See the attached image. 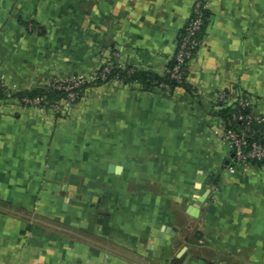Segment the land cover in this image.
<instances>
[{
  "label": "crops",
  "instance_id": "1",
  "mask_svg": "<svg viewBox=\"0 0 264 264\" xmlns=\"http://www.w3.org/2000/svg\"><path fill=\"white\" fill-rule=\"evenodd\" d=\"M205 1L171 92L110 81L65 116L0 101V264H264V162L234 165L218 101L264 113V0ZM195 2L0 0V81L89 75L102 51L164 75ZM125 162L126 178L110 171Z\"/></svg>",
  "mask_w": 264,
  "mask_h": 264
},
{
  "label": "built area",
  "instance_id": "2",
  "mask_svg": "<svg viewBox=\"0 0 264 264\" xmlns=\"http://www.w3.org/2000/svg\"><path fill=\"white\" fill-rule=\"evenodd\" d=\"M207 4L205 0H196L191 17L180 31L176 49L171 62L168 64L164 75H169L177 82L187 80L189 66L193 57L201 46L204 31L208 25ZM126 72V77L133 75L138 68L132 65H125L119 60L117 51L101 53V64L93 73L77 74L72 77L53 79L45 86L63 91L64 94L50 101L45 95L36 97H13V93L0 81V101L4 99L16 100L20 104L37 108L41 111H53L55 114H64L70 106L77 104L85 94V91L92 86L116 81L119 84H128L133 81H125L119 71ZM136 81V80H134ZM88 83V85H86ZM165 92H171L173 88L165 83L156 85ZM4 94V95H3ZM8 96V97H7ZM218 101L221 106L232 105L240 106L244 112L234 114V119L239 120L240 124L226 123L221 139L233 151L234 165H246L250 163L264 162V113L255 111V106L250 95L238 94L234 91L222 89L218 91ZM257 124H261L257 126ZM232 171L233 167L230 168Z\"/></svg>",
  "mask_w": 264,
  "mask_h": 264
},
{
  "label": "trees",
  "instance_id": "3",
  "mask_svg": "<svg viewBox=\"0 0 264 264\" xmlns=\"http://www.w3.org/2000/svg\"><path fill=\"white\" fill-rule=\"evenodd\" d=\"M208 13V11H207ZM115 71H119L121 76L125 78V81H140L144 84H147L148 86H156L159 83H165L167 85H170L173 89L178 85H184L187 80H184L183 82H177L174 79H171L169 75H157L154 73H146L140 69H138L133 75L126 77V72L121 69H115ZM88 85V83L86 84ZM100 85V84H99ZM0 89H2V86L0 85ZM64 94L63 91H58L51 86H45V87H38L36 89L23 91L14 93L10 96L23 98V97H36V96H43L45 95L50 101H54L58 98H60ZM4 95V94H3ZM8 97V96H7ZM221 114L225 118L226 123L231 122L232 124H240L241 122L237 119H234V114H238L240 112H244V109L240 106L233 107L232 105L225 106L221 109ZM261 124H257V126H260ZM262 139L264 140V136H262Z\"/></svg>",
  "mask_w": 264,
  "mask_h": 264
},
{
  "label": "water",
  "instance_id": "4",
  "mask_svg": "<svg viewBox=\"0 0 264 264\" xmlns=\"http://www.w3.org/2000/svg\"><path fill=\"white\" fill-rule=\"evenodd\" d=\"M109 168L111 172H120L122 173L123 177L126 178L128 171H129V163L125 162L123 165L111 164ZM202 201H204V198L203 197L199 198L196 203V206L199 207ZM165 230L168 231V233H170L171 235H175L177 231L175 227L171 228L169 226H166Z\"/></svg>",
  "mask_w": 264,
  "mask_h": 264
},
{
  "label": "rangeland",
  "instance_id": "5",
  "mask_svg": "<svg viewBox=\"0 0 264 264\" xmlns=\"http://www.w3.org/2000/svg\"><path fill=\"white\" fill-rule=\"evenodd\" d=\"M13 94H14V93H13ZM73 106H74V105H73ZM73 106H70L68 110L70 111V109H71ZM68 110H67L66 113L63 114V116H65V115L68 113ZM50 112L54 113L53 111H50ZM58 115H62V114H58Z\"/></svg>",
  "mask_w": 264,
  "mask_h": 264
}]
</instances>
